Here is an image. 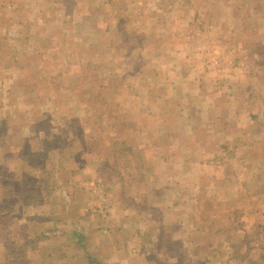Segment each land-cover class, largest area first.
I'll return each instance as SVG.
<instances>
[{"label":"crops","instance_id":"obj_1","mask_svg":"<svg viewBox=\"0 0 264 264\" xmlns=\"http://www.w3.org/2000/svg\"><path fill=\"white\" fill-rule=\"evenodd\" d=\"M85 1L80 0V4ZM105 1L123 6V10L125 7L130 19H137L140 12L147 16L145 9L151 6L166 10V17H161L167 28L161 34L163 51L166 57L177 54L182 58V71L172 69L181 86L209 87L218 84L217 81L222 84L221 79L227 80L218 76L231 71L228 69L231 61L241 58L244 50L232 45L235 50L226 51L229 46H223L225 40L222 37L220 44L215 46L221 54L217 58L212 37H235L237 40L244 28L251 29L247 28L251 24L248 16H241L244 1H224L228 8L223 7L226 12L218 9L221 1L217 0L203 3L199 11L192 10L200 5L195 3L197 0H187L192 2L190 7L186 0H172L168 7L148 0ZM67 2L0 0V42L5 43L10 22L17 23L16 30L13 29L15 35L8 37L12 41L23 39L25 35V28H20L18 23L24 24L23 27L30 24L34 27L31 37L35 41L40 44L54 42V50L68 54L72 50L71 42H68L71 34L62 32L63 23L71 21L68 11H63L67 9ZM94 4L103 5L98 0ZM36 5L39 7H35L36 15L30 22L22 17L17 21L5 17L7 10L19 14V9ZM184 5L190 10L193 23L192 29L187 31L174 27L176 20H182ZM233 6L234 11H230ZM104 14L94 18L95 22L81 14L85 24L79 27L85 29V35L80 44L86 51L84 56L80 53V61L71 60L62 68H54V78L64 79L65 87L61 91L62 97L55 100L57 104L51 102L56 97L46 98L50 111L40 108L42 95L44 90L51 96L57 91L55 86L52 88L43 82L39 67L33 65V70L28 72L24 63L9 60L7 56L0 57V222L4 223L0 224V242L5 250L7 248L4 257L0 249V263L10 264L18 257L16 253H25L21 259H26L27 264H264V205L243 200L258 194L257 191H244L243 183L248 180L243 172L235 177L229 168L217 167L213 162L210 172L208 155L204 152L208 153V145L217 147V133H209L204 139L209 143L207 145L201 139L198 141L191 129L176 127L179 123L164 125L159 119H162L164 103L168 101L141 103V98L152 87L140 78H134V81L129 79L131 75L119 78L115 85L118 92L111 96L107 94L110 84L109 90L115 86L103 79L105 67L102 69L92 63L94 53L102 54L104 48L98 42L99 37L107 34L104 19L117 21L113 14ZM58 19L61 27L57 25ZM150 19L155 21V15ZM226 20L233 24H225ZM3 22H8V26L4 27ZM132 24L133 21L125 25L131 28L133 35L140 33V27ZM225 32L232 33L223 35ZM248 34L252 39V33ZM125 37L120 39L119 46L127 41ZM99 46L100 50H96ZM113 49L116 50V46ZM122 64L120 70L127 66ZM168 69L164 68V73L167 74ZM86 70L96 72L93 79L98 82L93 93L80 88L87 81L84 80ZM207 70L210 72H204ZM144 84L148 85L144 87ZM107 97L122 108L121 115L125 117H120L122 123L118 122L119 116L111 118L112 125L117 120L119 129L107 126V122L104 129L102 125H96L98 116L107 108ZM59 100L61 104H58ZM90 100L101 102L100 109L95 110L97 114L90 113L88 107L86 116L76 112L73 115L74 107L79 105L83 109L81 106ZM122 100L125 103L136 100L134 103L138 104L129 118L126 115L131 108L125 109L126 106L119 103ZM106 112L107 115L110 109ZM94 118L96 120L92 121ZM172 127L178 130L174 131ZM187 132L193 136L189 141ZM107 136H110L109 143L105 146L109 152H98L95 145L103 147L101 138ZM126 140L145 147L146 151L151 150L157 159L158 168L142 181H138L134 173L128 175L126 168L115 170L117 164L109 160L111 156L114 161L119 157L114 144ZM136 181L144 184L142 189H146L133 190L132 184ZM148 184L153 188L147 187ZM230 203L232 205L227 207ZM223 204L226 205L223 206L225 213L232 208L227 217L222 215ZM234 204L236 206L232 207ZM142 206L152 208L158 216L153 217L148 211L149 215L137 217V209ZM103 211L108 213L105 224L101 218ZM203 218H208V222ZM214 219L220 221L212 223ZM216 229L221 236H213ZM163 230L168 231V237H162ZM167 241L177 242L179 246L172 250L164 243Z\"/></svg>","mask_w":264,"mask_h":264},{"label":"rangeland","instance_id":"obj_2","mask_svg":"<svg viewBox=\"0 0 264 264\" xmlns=\"http://www.w3.org/2000/svg\"><path fill=\"white\" fill-rule=\"evenodd\" d=\"M87 1L90 2V4L86 5L85 2ZM87 1L83 2L81 5L80 0H68L67 9H63L64 12L66 10L70 12H67V15L71 18V21L63 23L62 25V32L67 33L68 35L71 34V36H69L70 39H68V42H71L72 50L68 54H65L63 50H54V42H52L53 44L48 42L40 44L35 41L34 38L31 37V32L34 31V27H32L30 24H27V27H23L24 24L18 23L20 28H25V35H23V39L20 38L18 41H12L11 39H8V37L11 36L10 34L15 35L13 29L16 30L17 23L10 22V27L8 28L10 33L7 34L5 43L0 42V57L2 55L1 59H3L4 56H7L9 60L12 59L13 61L16 60L15 62L18 61L19 63H24L28 72L33 70L34 66H38L39 70H41L43 73V82L45 84L49 83L52 88L53 86L56 87L55 89L57 92H53L52 96L47 95V91L44 90L45 93L42 95L43 100L40 102V108L45 110L48 109L50 111L49 105L45 103L46 98L51 99L53 96L56 97L51 102L57 104V97H62L61 91L62 88L65 87V83L63 81L64 79L54 78L52 74L55 72L54 68H62V65H68V62L71 60L80 61V53L84 56L83 52L86 51L84 50L86 48L80 43L82 37L85 35V29L80 28L79 26L85 23L82 21L81 14L84 13L88 15V21L93 22H95L94 18L103 15L105 16L104 13L108 12L109 14H113L117 21L113 19L115 21L114 24V21L108 18L104 19L105 32L107 34L105 37H99L98 39L99 44H102L104 48L101 51L102 54L99 53V55H96V53H94L95 58L92 61V63L95 62L102 69L105 67L102 75L104 76L103 79H106V83H113L114 87L117 84L119 78H127L128 75H131L129 79L131 80L133 78V81L134 78H140L148 82L152 87L148 93L143 98H141V103H146L147 101V104H149L150 102H153L149 100L160 101L161 99H166L168 101L167 103H164V101L162 102V104L164 103L165 111L162 114V119H159V121H163L164 125L168 123L175 125L172 122L179 123V125H176V127L180 129L182 127H187L188 129H191L195 134V138L200 142L202 140V142L207 145L209 143L204 139H207L210 132L215 131V133H217L216 137L218 139L217 147L215 148L212 145H208L209 150H206L208 153L202 151L204 154L208 155V164L210 165V163L213 162V164H216L217 167L221 166L224 168H229L230 173L234 174L235 177H238L243 172L245 179L248 180L247 182L243 183L244 191L258 192V194L253 195V197L250 199L249 197H242L243 200H249L251 203L264 205V0H217L221 1L219 4L221 6H219L218 9L225 12L227 5L223 3L224 1H234L236 3H239V1L242 3V1H244L242 10L243 13H241V16H248V20L251 22V24L247 25V28L251 27V29L244 28V30L240 32L237 40L235 37H212L211 43L213 44V49L217 50V58H219L221 54L219 53V47L218 50L215 46L216 44H220L222 37H224L225 40L223 46H229L230 48H225L226 51L235 50L231 47L234 45L240 46L237 49L244 50V53L242 54L241 58L231 61L228 67V69L231 71H228L227 73H220L221 75L218 76L223 78L226 77L227 80L221 79L222 84H220V81H217L218 84H214L209 87L181 86L179 83L180 79L174 77L175 75L173 71H182V69H180V66L182 65V58L177 54H173V56L168 54L166 57V52L163 51V39L161 34L162 31H167V28L165 26V22L161 20V17H166L164 15L166 10L164 11L160 7L155 8L154 6H151L145 9L147 16L144 15V12H140L141 15L137 17V19H130L128 18L130 14L125 7L123 10V6L107 3L105 0H98L100 3H103V5L97 6L94 4L95 0ZM148 1H151V3H159L158 5L164 3L167 7L172 4V0ZM197 1H195V3L200 5L195 6L192 10L199 11L203 3L209 2V0ZM186 2L188 7H190L192 2H188L187 0ZM256 3H258V7L255 6ZM35 7L38 8L39 6L36 5L19 9V14L11 13L10 10H7L5 12V17H10L15 21L22 17L24 21L27 19L30 22V20L36 15L34 13ZM184 7V14H181L182 20H176L174 27H176V29L179 27L181 30L187 31L192 29L193 23L189 16V8L186 5H184ZM229 10L234 11V6L232 9L229 8ZM90 11L93 15H91ZM203 12L202 15H204ZM152 15H155V21L150 19ZM257 17L258 19L256 20ZM231 20H226L225 24H233V20ZM59 21L60 19H58L57 25L61 27V22ZM131 21L134 22L132 25L140 27V33L133 35L131 28L128 29V26L125 25ZM3 23H5L4 27L8 26V22ZM223 28L225 27L223 26ZM124 31H126V34H123ZM230 33L232 32H225L223 35ZM248 33H252V39H249L250 35ZM124 36H126L125 38L127 41L119 46L120 39ZM188 40L190 42V39ZM250 40L254 42H250ZM50 46L53 47L51 48ZM114 46H116V50L113 49ZM46 47L50 48L51 50ZM100 47L101 46H99V48L97 47L96 50H100ZM5 52H7V55ZM158 62H160V64H158ZM122 63L126 64L127 66L123 70H120V68L123 66ZM117 64L120 65L119 68H117ZM164 68H169L167 70V74L164 73ZM59 72H57V74ZM204 72L210 71L207 70ZM84 74V80L87 81H84L80 88L82 87L84 92H95L98 81L93 78L96 72L93 70H86ZM121 74L123 76H121ZM124 81L125 79H123L121 84H123ZM147 85L144 84L143 86L146 87ZM110 88H112V84H110L107 90V94L110 96L119 90L116 86L114 89L109 90ZM180 88L183 91H181ZM166 89H168V91ZM105 100L108 103V105H105L107 108L103 115L101 114L100 117L98 116L97 120L99 119V121L96 124L102 125L103 129L105 128L104 126H106V122L107 126L112 125L111 118H116L115 116H119V118H125L123 115H121L122 108L119 107L120 105H114L112 101H108V97ZM87 102V104L81 106L83 109H80L79 105L74 107L73 115L76 112L78 115L85 114L86 116L88 107L90 108V113L97 114L98 112L95 110L100 109V106H102L101 102H95L94 100ZM134 102H136V100L126 103L124 100L119 102L121 105L126 106L125 109L131 108L126 115L127 118L132 115L131 111H133L135 108H138V104L136 106ZM58 104H61V100L58 101ZM108 109H110V112L106 115V111ZM99 113L101 112L99 111ZM84 117L82 118L83 121ZM121 118L118 121L119 123H122L120 122ZM138 119L141 120V118ZM95 120V118L92 119V121ZM118 122L117 120L114 121L112 126H117L119 129L120 125ZM136 122L138 123V120ZM54 123H57V121H54ZM50 124L53 125V121L51 122V119ZM83 124L91 126V124H86L85 122ZM159 125H161V123H159ZM176 127H172L174 131L178 130ZM108 137L110 136H107L104 139L101 138L103 141V147L95 145V149L99 150L98 152L102 153V150H104L103 152L105 153L109 152L108 148L105 146L109 143ZM192 137L193 136L190 134V132H187V141L191 140ZM114 145H117L119 148L122 147L118 144ZM126 147L127 150L125 152L122 150L121 152L119 151V157H117L116 161L113 160L110 153L111 158L109 160L112 161V163L115 162L117 164L115 170L118 171L119 167L122 169L126 168L128 175H130V173H134L135 178L138 179V181H142V179L146 178L152 172V170L158 168L159 165H157V159L154 158L153 152L151 150L146 151L144 149L145 147H139L136 144L134 145L129 140H126L123 146V148ZM212 168L213 167L210 165V172L212 171ZM255 178L256 180L254 181L253 179ZM138 181L132 184L133 190L137 191L146 189H142V185L144 184ZM148 186L151 185L148 184L147 187ZM151 187L153 188V186ZM226 205L229 207L232 204L230 203ZM226 205L223 204L221 210L223 211L222 215L227 217L226 214H228L232 208L225 213L224 211L226 209L223 206ZM218 206L219 204H217L216 207ZM235 206L236 204H234L232 207ZM148 211L152 213L151 216L153 217L157 215L154 213L152 208L142 206L141 208L137 209L136 216L140 217L149 215ZM107 216L108 213L106 211L101 212V218L103 219L104 224ZM203 220L208 222V218H203ZM214 221L218 223L220 219H214L212 223H214ZM0 224L4 223L0 222ZM202 233L205 232L203 231ZM157 235L158 234L155 236ZM213 236H221L219 230L216 229ZM162 237H168V231L163 230ZM164 243L169 245V248L172 250L173 248L175 249L179 246L177 242L167 241ZM169 248H167V250L169 252H173ZM0 249L3 250L1 252H3L2 257H4L6 255L7 248L6 250L3 248L2 242H0ZM204 253L205 252L203 251L202 254ZM16 255L18 256V259L15 260L14 264H27L26 259H21L22 257H25V253H23V255L16 253Z\"/></svg>","mask_w":264,"mask_h":264},{"label":"trees","instance_id":"obj_3","mask_svg":"<svg viewBox=\"0 0 264 264\" xmlns=\"http://www.w3.org/2000/svg\"><path fill=\"white\" fill-rule=\"evenodd\" d=\"M115 144H116V143H115ZM124 144H125L124 141L120 142L119 145L122 146V147L120 146L121 148H119L117 145H114L115 148H116V149L114 148V149H115V152L119 154V151L121 152V150H122V151H126V150H127V147H126V148H123ZM14 259L16 260V259H18V257H15ZM14 262H15V261H14ZM14 262H12V263H10V264H14Z\"/></svg>","mask_w":264,"mask_h":264}]
</instances>
